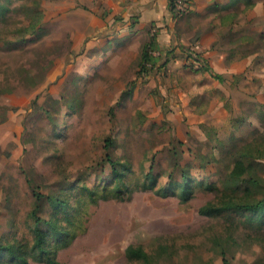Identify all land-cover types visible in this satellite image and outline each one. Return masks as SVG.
Returning <instances> with one entry per match:
<instances>
[{
  "label": "rangeland",
  "instance_id": "obj_1",
  "mask_svg": "<svg viewBox=\"0 0 264 264\" xmlns=\"http://www.w3.org/2000/svg\"><path fill=\"white\" fill-rule=\"evenodd\" d=\"M76 2L0 0V264H144L130 245L154 264H264L263 212L199 213L263 196L264 157L243 153L264 150V0L206 48L153 46L146 72L156 30L91 31Z\"/></svg>",
  "mask_w": 264,
  "mask_h": 264
},
{
  "label": "crops",
  "instance_id": "obj_2",
  "mask_svg": "<svg viewBox=\"0 0 264 264\" xmlns=\"http://www.w3.org/2000/svg\"><path fill=\"white\" fill-rule=\"evenodd\" d=\"M66 1H77L76 4L85 6L87 27L91 31L122 16L140 31L154 28L156 48H161V44L170 46L174 41L186 44L193 37L199 39L195 48H206L211 36L216 37L219 30H230L251 7L256 8L260 0H191L190 13L183 18H174L169 12V0ZM246 18L249 20L250 15Z\"/></svg>",
  "mask_w": 264,
  "mask_h": 264
},
{
  "label": "trees",
  "instance_id": "obj_3",
  "mask_svg": "<svg viewBox=\"0 0 264 264\" xmlns=\"http://www.w3.org/2000/svg\"><path fill=\"white\" fill-rule=\"evenodd\" d=\"M176 4H177V0H169V12L173 15L174 18H183L186 17L187 15H189L191 7L189 9H187L186 12L181 13L180 11L176 10ZM154 44H155V40L154 38L150 41V45L149 48L147 49V52L144 54V62H143V68L144 71H148L149 69L146 67V63L148 61H151V54L149 52L152 51V48L154 50ZM197 60L200 63H203V61L197 57ZM153 65L155 64V61L152 62ZM205 71H209L210 68H208L206 65L203 66ZM214 77L216 78H221L219 75H214ZM244 153L243 156H248V155H253L254 153H258L257 156H262L264 157V150L260 149V148H252L251 145H247L246 148L244 149ZM111 165L113 167V172L115 175V179H116V185H117V189H119V191L122 189V185H123V181L121 179V174L120 171L117 168V162H111ZM246 166L244 164L243 161L239 160L235 162V166L233 168L232 171V175L233 178L235 179H239L241 178L245 172H246ZM252 178H249V181H251ZM254 180V184L259 183L260 181L258 179H253ZM258 187H260L262 189V194L263 196L260 199L257 200H253L250 202H245V203H236V202H227L223 205L220 206H216L212 203H208L205 206H202L199 209V213L202 215H211L212 213H219V212H223L226 210H235V211H249V212H260V213H264V185H257ZM36 195V199L37 201H40L44 196L40 193H35ZM181 196L183 198V200H188L189 196L187 195V187H186V182L184 181V185H182V190H181ZM48 200L50 201L51 204L55 205V206H59L60 201L58 199H55L53 197H49ZM33 215L35 217V221H36V227H35V246L43 253H45V248H44V243H45V234L44 232L41 230L39 224L41 222V218L37 215V210L35 209L33 211ZM5 248L6 250L9 251L10 254L14 255V250L12 248V246H7V247H2L0 246V249ZM126 254L130 259L133 260H139L142 261L144 264H154L152 258L150 257V255L143 250L141 247H136L133 245H130L126 248ZM23 262H26L25 260H23ZM225 264H228V262L225 261Z\"/></svg>",
  "mask_w": 264,
  "mask_h": 264
},
{
  "label": "built area",
  "instance_id": "obj_4",
  "mask_svg": "<svg viewBox=\"0 0 264 264\" xmlns=\"http://www.w3.org/2000/svg\"><path fill=\"white\" fill-rule=\"evenodd\" d=\"M191 7V0H177V4H176V10L180 11L181 13L186 12L187 9H189ZM151 54V61H148L146 63V67L148 69H151V67L153 66V61L154 58L152 56V51L150 52Z\"/></svg>",
  "mask_w": 264,
  "mask_h": 264
}]
</instances>
